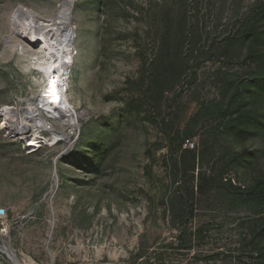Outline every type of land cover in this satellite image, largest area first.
I'll return each mask as SVG.
<instances>
[{
  "label": "rangeland",
  "instance_id": "obj_1",
  "mask_svg": "<svg viewBox=\"0 0 264 264\" xmlns=\"http://www.w3.org/2000/svg\"><path fill=\"white\" fill-rule=\"evenodd\" d=\"M60 2L0 0V115L7 107L24 115L45 83L41 49L20 52L14 19H51ZM262 7L264 0H75L66 98L76 125L43 112L68 141L53 135L32 153L36 137L24 151L0 130V264H16L9 252L19 264H263L246 237L260 217L253 204L212 190L196 195L192 213L179 216L186 234L201 229L188 251L174 249L170 216L173 195L189 193L201 172H223L238 187L264 176V139L234 140L217 114L253 71L242 35ZM185 132L195 146L183 158ZM242 149L250 159L229 166ZM193 158L194 171L177 175L175 164Z\"/></svg>",
  "mask_w": 264,
  "mask_h": 264
},
{
  "label": "trees",
  "instance_id": "obj_2",
  "mask_svg": "<svg viewBox=\"0 0 264 264\" xmlns=\"http://www.w3.org/2000/svg\"><path fill=\"white\" fill-rule=\"evenodd\" d=\"M260 18L256 20L253 29L243 36V60L250 63L253 67V71L250 77L242 85L241 89H235L229 96L225 105L217 110V114L222 120L220 128L226 134H228L234 140L246 139L252 136H260L264 139V110H258L252 107L253 103H258L264 106V25L260 27L259 21L264 18V7L260 10ZM261 28V30L259 29ZM193 137L191 133L185 132L184 138L181 144L184 143L186 149L182 151V157L192 153L194 150V144L189 139ZM192 143L191 149H188L187 144ZM180 146V145H179ZM251 151L248 149H242L238 153H234L229 157V166L239 165L243 160H249ZM188 157V156H187ZM188 161V160H187ZM175 164V171L177 175L187 176L190 172L194 171V158L190 161ZM97 163L94 161L92 166L95 170ZM221 172L217 177L207 174V172H201L198 174L197 183L192 186L189 193H175L170 200L171 205V219L172 224L178 230L177 244L175 250H190L191 243L200 233L201 229L185 233V222L179 219L184 218L192 213L193 201L196 195H205L208 191H216L226 197L236 196L242 199L244 202L253 204L256 209V213L260 217L257 221L250 223L248 226V243L255 245L256 249H252L251 256L259 259L264 264V176L255 178L249 185L238 187L233 185L232 181L223 177ZM183 202L179 208L173 206V202L176 200ZM178 216V217H177ZM178 218V219H176ZM176 222H178L176 224ZM197 232V235H195ZM251 234V235H250ZM189 244V245H187ZM171 246V245H170ZM143 253L137 254L140 258ZM162 256V254H159Z\"/></svg>",
  "mask_w": 264,
  "mask_h": 264
},
{
  "label": "bare ground",
  "instance_id": "obj_3",
  "mask_svg": "<svg viewBox=\"0 0 264 264\" xmlns=\"http://www.w3.org/2000/svg\"><path fill=\"white\" fill-rule=\"evenodd\" d=\"M74 2L75 0H61L56 13L51 19L21 14L12 23V36L20 41V52L24 51V46L31 50L41 49L39 51L40 57L36 53V66L45 75L43 94L35 103L28 102L24 115L11 107L4 108L1 111V116L4 119L3 125L9 137L15 136V125L24 130L20 135L16 134L18 136L16 139L21 141L22 144H25L23 142L27 138L33 139L34 137H36V145H39L41 142L40 139L42 138L34 133L37 132L35 126L37 128V125H42L41 121L45 118L43 112H46L47 116L60 121L61 124L72 125L74 127L76 125V117L72 115L74 111L66 98L68 86L66 73L73 61L75 39V27L72 22ZM47 81L48 84L45 86ZM53 81H55L54 92ZM53 135L64 141H68L70 137L69 134L60 133L55 129L52 131V135L42 139V142L47 144L50 142L47 140L53 137ZM28 148L36 150L35 147ZM9 250L7 248L8 252ZM9 254L11 259L16 264H19L16 256L12 252H9Z\"/></svg>",
  "mask_w": 264,
  "mask_h": 264
},
{
  "label": "built area",
  "instance_id": "obj_4",
  "mask_svg": "<svg viewBox=\"0 0 264 264\" xmlns=\"http://www.w3.org/2000/svg\"><path fill=\"white\" fill-rule=\"evenodd\" d=\"M0 116H1V115H0ZM1 118H2V120L0 121V130L5 131V133L7 134V130L5 129V126L3 125V123H4V119H3L2 116H1ZM41 122H42V125H41V126L37 125V128H36V131H37V132H36V134H37L40 138L44 139V138H47V137H49V136L52 135L53 127L49 124V122H48V118H47V117L43 118ZM14 128H15V129H14V131H15V136L13 135V136L10 137V138H13L14 140L18 141L19 144L21 145L22 150L26 151L27 149H25V147H24V145L22 144V142L16 139V138H18V136H17L16 134L20 135V133H23L24 130H23L22 128H20L19 126H17V125H15ZM7 136H8V135H7ZM42 139H40L41 142L39 143V145H38V147L36 148V150L34 149V150L31 151L32 153H33V152H38V151H40L41 149H43V148H45V147H47V146H50V144H45L44 142H42V141H43ZM56 142H58V140L55 141L54 144H55ZM187 145H190V147H192V143H188ZM29 151H30V150H29Z\"/></svg>",
  "mask_w": 264,
  "mask_h": 264
},
{
  "label": "snow or ice",
  "instance_id": "obj_5",
  "mask_svg": "<svg viewBox=\"0 0 264 264\" xmlns=\"http://www.w3.org/2000/svg\"><path fill=\"white\" fill-rule=\"evenodd\" d=\"M52 84H53V92H54V90H55V81H53Z\"/></svg>",
  "mask_w": 264,
  "mask_h": 264
},
{
  "label": "water",
  "instance_id": "obj_6",
  "mask_svg": "<svg viewBox=\"0 0 264 264\" xmlns=\"http://www.w3.org/2000/svg\"><path fill=\"white\" fill-rule=\"evenodd\" d=\"M3 213V210H0V214H2Z\"/></svg>",
  "mask_w": 264,
  "mask_h": 264
}]
</instances>
